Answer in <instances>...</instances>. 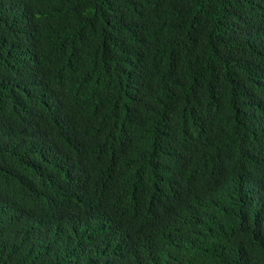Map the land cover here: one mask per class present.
I'll return each instance as SVG.
<instances>
[{
	"label": "trees",
	"instance_id": "1",
	"mask_svg": "<svg viewBox=\"0 0 264 264\" xmlns=\"http://www.w3.org/2000/svg\"><path fill=\"white\" fill-rule=\"evenodd\" d=\"M0 264H264V0H0Z\"/></svg>",
	"mask_w": 264,
	"mask_h": 264
},
{
	"label": "clouds",
	"instance_id": "2",
	"mask_svg": "<svg viewBox=\"0 0 264 264\" xmlns=\"http://www.w3.org/2000/svg\"><path fill=\"white\" fill-rule=\"evenodd\" d=\"M88 230V229H86ZM172 233L176 234V231L178 230V228H170L169 229ZM163 234V232L161 233V235Z\"/></svg>",
	"mask_w": 264,
	"mask_h": 264
}]
</instances>
